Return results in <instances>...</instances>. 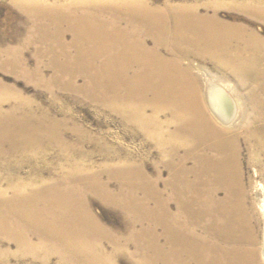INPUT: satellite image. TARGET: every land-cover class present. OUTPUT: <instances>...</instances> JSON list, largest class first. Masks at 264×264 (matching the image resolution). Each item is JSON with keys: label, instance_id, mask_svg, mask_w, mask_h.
<instances>
[{"label": "bare ground", "instance_id": "1", "mask_svg": "<svg viewBox=\"0 0 264 264\" xmlns=\"http://www.w3.org/2000/svg\"><path fill=\"white\" fill-rule=\"evenodd\" d=\"M10 1L37 25L26 45L33 38L40 45L35 76L3 60L11 51L1 47L0 71L21 68L40 86L80 93L119 116L152 142L158 168L167 172L161 189L160 171L152 176L143 161L114 154L92 165L85 145L103 148L101 139L0 80V165L20 158L11 167L19 170L37 153L48 159L53 149L63 159L36 162L44 168L28 177L4 184L0 178V238L15 243L14 255L47 262L56 253L76 264H118L120 256L133 264H264V227L261 242L255 188L247 190L242 164L246 149L249 179L263 178L264 36L222 20L221 0ZM225 7L264 22V0ZM44 57L50 79L41 72ZM202 63L234 90L213 76L203 90ZM237 98L246 109L233 124ZM90 197L121 212L120 230L102 223ZM258 206L264 214V198ZM123 231L129 232L124 242Z\"/></svg>", "mask_w": 264, "mask_h": 264}, {"label": "rangeland", "instance_id": "2", "mask_svg": "<svg viewBox=\"0 0 264 264\" xmlns=\"http://www.w3.org/2000/svg\"><path fill=\"white\" fill-rule=\"evenodd\" d=\"M150 1L152 2L151 4L155 5H162V3L164 2V0ZM173 1H177L175 3L182 2V0ZM231 1L233 0H221L224 5L219 10V17L222 20L230 22L232 24L238 23L244 26L251 27L259 34L264 36V22L258 20L252 21L244 13L229 9L228 7L226 8V4L230 3ZM199 2L203 4L204 0H199ZM201 11L204 12V10ZM92 14L98 15L97 12L94 11L92 12ZM102 16H105L106 18L108 16V13H104ZM35 26H37L36 23L32 22L31 19L27 17L26 13L12 4L10 0H0V47L3 50L11 51L10 55L4 54L2 56V59L25 65L28 72L33 76H35L33 70L36 68L35 51L36 48L40 45V40L38 38H33L34 43L30 45H26V42L30 40L31 33L35 29ZM62 30L65 36V41L71 42L72 34L69 32V30H67L66 25H62ZM47 63L48 58H42L40 68L43 76L46 79H50L53 72L52 70L48 69V67H45ZM201 65H203L204 67L203 70H200L201 72H197H199L200 78L201 80H203V82L201 81L203 90L205 89L204 84H206L207 77L212 78L213 76V80L227 85V83L225 82L226 79L223 78L222 75L213 71V69L207 64L202 63ZM8 71L9 73L0 71V80L5 84L14 86L17 90H19L21 93H23V95L27 97L35 98L38 104L42 103V106L46 108L50 107L52 115L57 119H69V123L78 124L83 130L88 131V133H90L92 136L101 139V141L105 143V147L103 148H100V146H97L94 142L86 143L85 151L93 155L90 161L92 165H100L103 162L109 161L108 156H112L114 154L117 155V158L120 157L140 160L145 162L147 172L152 176H154L153 174L156 169L160 171L161 181L159 186L161 189L164 188L163 181L167 178V172L164 169L158 168L160 159L159 151L155 149L152 142L143 137V135H141L140 133L132 130V128L127 126L125 123H123L119 116H116L115 114H112L107 110L101 109L100 105H97L96 103L83 98L81 95L79 96L78 94L80 93L61 90L57 85L54 84L51 86V89L40 86L39 84H37V82L35 83L34 80L30 81V79L21 72V68L9 69ZM81 84L82 81L78 80V85L80 86ZM228 86L229 85H227V87ZM232 86L233 85H230L228 88L231 87L230 89L234 90L233 87L235 86ZM233 92L235 93V91ZM52 95L58 97L57 102L53 103L51 101ZM237 105L238 111L235 109L233 124L239 121L238 115L240 108L242 107L241 111H244L246 109L245 104H242V101L239 100V98H237ZM66 112H68V115H65ZM66 137H68L69 140L73 138L72 135L68 136L67 134ZM49 152V154L51 155L48 159H46L44 156L42 157V155H44L42 152L37 153L34 157L31 158L29 162L23 163L22 167L19 170L17 169L18 166H14L13 168L11 167L13 162L19 160L20 158H13L14 160L12 162H9V164L0 165V178L3 180V184L8 178L16 179L18 177H28L31 175V172L35 170V168H44L45 164H41L42 166L39 165L38 167H36V162H39V164L40 162L49 163L50 165L56 162H62L63 159H61L59 152H57L55 149L50 150ZM246 157L247 151L246 149H243L242 164L243 173L245 176V186L247 187V190L250 189V187L255 188V194L253 196L254 200L256 199L255 216L257 221L255 223V226L256 229H260V236L262 234L261 231L264 227V214L260 211L258 202H260V200L264 198V173L263 178L255 177L253 178L252 182V179L250 180L249 177L252 176L253 169L252 166L247 163ZM46 170L48 173H51V170H49V168ZM45 175L47 177V174H44V176ZM259 184H261L262 189L259 188ZM112 188L114 187L112 186ZM90 199L92 202L93 211L100 218L102 223L111 227L113 230H120V223L123 218L121 212L114 207L105 205L97 198L90 197ZM128 233L129 232L123 231L124 237L122 239L120 237L119 238L124 242ZM156 235L163 240L164 232L160 227L156 229ZM261 237L262 235L260 236V241L262 242ZM14 244L7 239L0 238V254H7L4 255L3 258H0V261H2L0 262V264H76L71 260H59V255H57L56 253H54V255L52 254L47 262H43L38 258L30 257V255L17 258V256L13 253L14 251H16V245ZM105 244L109 243L104 242V245ZM128 246L130 247L129 252L133 254L134 246L132 247L131 244H128ZM106 247L108 249L107 252L112 251V247L109 248L108 245H106ZM117 263L133 264V262L129 261L123 256L118 257Z\"/></svg>", "mask_w": 264, "mask_h": 264}]
</instances>
